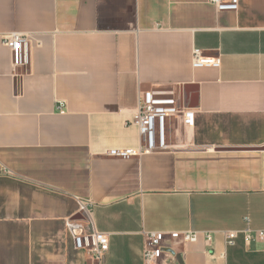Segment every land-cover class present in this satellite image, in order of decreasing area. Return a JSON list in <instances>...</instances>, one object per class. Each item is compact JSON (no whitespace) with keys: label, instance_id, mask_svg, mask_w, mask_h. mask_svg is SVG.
Instances as JSON below:
<instances>
[{"label":"crops","instance_id":"obj_1","mask_svg":"<svg viewBox=\"0 0 264 264\" xmlns=\"http://www.w3.org/2000/svg\"><path fill=\"white\" fill-rule=\"evenodd\" d=\"M13 32L41 43L17 73ZM152 90L193 114L168 121L176 150L140 152ZM77 199L110 235L103 264H146V235L174 232L199 236L161 264H264V240L224 238L264 232V0H0V264H97L67 230L88 221Z\"/></svg>","mask_w":264,"mask_h":264},{"label":"built area","instance_id":"obj_2","mask_svg":"<svg viewBox=\"0 0 264 264\" xmlns=\"http://www.w3.org/2000/svg\"><path fill=\"white\" fill-rule=\"evenodd\" d=\"M208 2L216 8L217 12H237L239 10V0H208ZM35 41L33 33L13 32L2 36L3 45L11 52L15 73L19 69L30 67L31 49ZM37 43L41 44L40 41ZM192 65L194 69H198L210 65L218 66L219 63L217 60L205 57L202 51L195 49L193 51ZM65 107V103H59L58 108L61 113L66 111ZM180 116L185 117V124H192L193 114L179 106L174 91L152 90L141 92L137 114L134 119V124L138 127L141 136L142 145L140 152L154 153L169 149L176 150L177 147L169 144L167 139L168 121L171 118ZM132 154L129 151H111L108 156L128 158ZM3 173L10 175L11 171L3 169ZM77 201L80 211L88 216V221L68 220L67 230L72 235L77 250L83 251L90 260L97 264H103L110 250V235L97 230L92 220L93 203L82 199H77ZM246 221L249 224V219H246ZM204 234L208 243H211V233ZM241 235H243L247 244L255 240H264L263 231L254 233L248 228L245 231L224 232L225 244L234 246ZM198 236L199 233L196 232L148 233L146 235L143 259L146 264L165 263L166 255H172V253L176 252L177 247L185 243L197 241ZM172 258H170L171 261L174 260Z\"/></svg>","mask_w":264,"mask_h":264}]
</instances>
